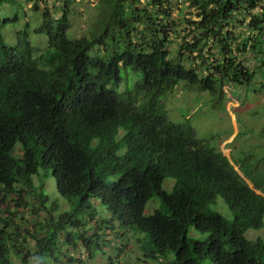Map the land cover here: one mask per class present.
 <instances>
[{
    "label": "trees",
    "instance_id": "16d2710c",
    "mask_svg": "<svg viewBox=\"0 0 264 264\" xmlns=\"http://www.w3.org/2000/svg\"><path fill=\"white\" fill-rule=\"evenodd\" d=\"M28 1L40 14L33 32L46 38L44 49L31 44L26 24L7 44L2 28L16 23L18 8L13 17L0 15V195L20 189L35 196L33 212L51 215L44 194L50 174L70 208L47 219L50 227H24L11 210L2 212L0 264H88L56 243L76 223L84 232L70 230L64 239L104 254L98 230L85 233L87 217L112 230L120 256L131 241L158 264H264V240L245 237L264 227V144L261 152L236 153L238 171L214 136L198 138L189 118L172 120L165 105L182 83L207 92L209 108L220 110L224 84L252 83L240 57L252 47L264 66V0H188L194 34L173 53L168 0H96L77 38L68 32L67 0L58 16ZM16 2L0 0V12ZM245 15L263 36L235 35ZM218 198L229 216L212 208ZM151 201L157 204L146 212ZM120 256H106L107 264Z\"/></svg>",
    "mask_w": 264,
    "mask_h": 264
},
{
    "label": "rangeland",
    "instance_id": "374dc122",
    "mask_svg": "<svg viewBox=\"0 0 264 264\" xmlns=\"http://www.w3.org/2000/svg\"><path fill=\"white\" fill-rule=\"evenodd\" d=\"M38 1L41 11L47 9L49 13L58 16L66 0ZM95 1L96 0L66 1L68 6L67 11L69 13L68 32L70 37L77 38L85 33V29L89 26L94 17ZM168 1L170 3L165 2L164 8L168 9L169 13L166 15L170 16H167V26H173L168 28V35L171 40L169 49L170 52L173 53L180 43L183 41H190L193 37L194 33L192 26L188 23V19H195V9L190 6L188 0ZM14 6L18 8L16 23L9 24L2 28V34L7 44H15L16 32L26 24L25 29L28 32L31 44L37 49H44L47 43L46 38L33 32L39 25L40 19L38 17H40V14L38 15V13H35L32 3L28 0H17L13 6L8 5L2 7L0 15L12 16L14 14ZM242 21L241 24H236L233 29L235 35L239 38L245 36L248 39L250 36H256V34L259 33V30L256 28H249V17L247 15L243 16ZM259 26L264 27V24L259 23ZM258 36H263V34H259ZM240 59L250 71L254 72L253 81L248 87L236 86L231 81L224 84L222 87L225 92V102L222 109L212 110L208 106L209 95L207 92L194 90L182 83H180L165 99V105L172 120L177 122L184 118H189L198 138L208 139L214 136L222 155L227 157L233 165L234 156L238 151L251 150L261 152L264 144V66L260 63L262 59L260 57L258 58L252 47H249L247 51L241 55ZM234 167L239 171L237 165H234ZM241 176L244 177L252 187L245 173H241ZM46 178L44 182V194L47 197L45 200V207L47 210H51V215L53 217L50 213L41 208H39V211L33 212L30 205L34 204L35 207H37L35 196H27L26 193L20 189L6 196L0 195V214L6 209H9L13 213V218L17 221H22L24 227L30 228L33 227L34 224H40L41 226L47 225L50 227L52 223L48 221L49 218H58L63 211L69 210L70 205L67 200L58 193L54 177L49 174ZM33 182L35 186L38 183L35 178ZM21 196L26 198V203L24 198L21 199ZM156 204V201L148 203L146 212H151ZM93 205L98 213L102 215L107 214V211L100 206L98 201H95ZM212 208L225 216H229L228 209L221 198L217 199V204L212 205ZM4 214L8 215L6 213ZM95 220L96 219L86 218L87 224L90 226L89 230H86L85 233L90 235V229L98 230L100 242L103 240L107 243L106 245H108L105 248L102 246L105 251L104 254L96 252L91 255L88 250L83 247V242L80 239L76 241L77 244H75V246L70 244L72 240L71 237L69 240L64 239L65 232L70 230L84 232V228L77 226L76 223L67 225L68 228L59 232V238H56V243L63 250H68L73 260L78 261L77 259H81L88 264H107L106 256L111 254L114 259L120 256L119 250H114L115 246H119V241H112L110 236L112 230L105 227V225H100L98 223L99 221ZM245 237L250 240H256L257 238L264 240V227L258 230L248 229L245 232ZM109 239H111V241H109ZM113 250L114 253L112 252ZM122 252L123 255L119 257V264H158L155 260H145L141 252L131 241L125 245ZM58 258H61V256ZM162 264H171V262L165 259Z\"/></svg>",
    "mask_w": 264,
    "mask_h": 264
}]
</instances>
